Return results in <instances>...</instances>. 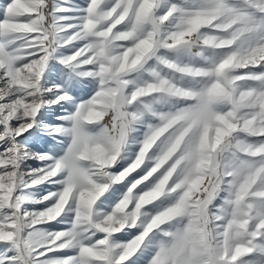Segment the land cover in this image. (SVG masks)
Wrapping results in <instances>:
<instances>
[{
  "label": "snow or ice",
  "instance_id": "6c2138e0",
  "mask_svg": "<svg viewBox=\"0 0 264 264\" xmlns=\"http://www.w3.org/2000/svg\"><path fill=\"white\" fill-rule=\"evenodd\" d=\"M0 264H264V0H2Z\"/></svg>",
  "mask_w": 264,
  "mask_h": 264
},
{
  "label": "rangeland",
  "instance_id": "374dc122",
  "mask_svg": "<svg viewBox=\"0 0 264 264\" xmlns=\"http://www.w3.org/2000/svg\"><path fill=\"white\" fill-rule=\"evenodd\" d=\"M0 2H2V0H0Z\"/></svg>",
  "mask_w": 264,
  "mask_h": 264
}]
</instances>
